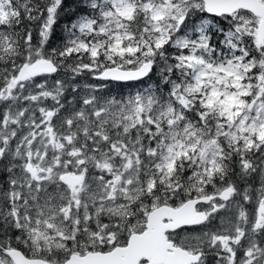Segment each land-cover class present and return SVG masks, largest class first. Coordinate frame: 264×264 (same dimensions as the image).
Wrapping results in <instances>:
<instances>
[{
  "label": "snow or ice",
  "instance_id": "snow-or-ice-1",
  "mask_svg": "<svg viewBox=\"0 0 264 264\" xmlns=\"http://www.w3.org/2000/svg\"><path fill=\"white\" fill-rule=\"evenodd\" d=\"M0 264H264V0H0Z\"/></svg>",
  "mask_w": 264,
  "mask_h": 264
}]
</instances>
